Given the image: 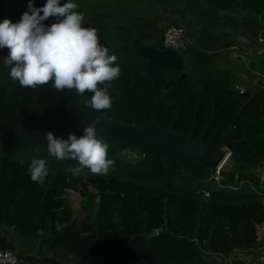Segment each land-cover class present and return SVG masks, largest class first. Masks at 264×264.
I'll return each mask as SVG.
<instances>
[{"label": "trees", "instance_id": "16d2710c", "mask_svg": "<svg viewBox=\"0 0 264 264\" xmlns=\"http://www.w3.org/2000/svg\"><path fill=\"white\" fill-rule=\"evenodd\" d=\"M166 4L179 14L189 42L181 50L186 76L179 78L180 71L171 66L162 72V87L173 91L160 106L158 122L227 147L239 166L222 170V179L215 181L187 161L176 159L172 166L158 148L134 147L142 155L122 159L116 154L119 147L112 149L107 139L108 158L115 161L108 174L85 169L74 176L66 168L77 162L51 156L46 135L36 133L24 148L9 152L0 141V224L15 232L19 264L57 263L67 254L107 264H222L202 255L200 248L226 257L229 251L259 247L256 226L264 224V189L251 166L264 160V87L238 91L231 69L216 58L235 41L230 31L258 34L264 0H79L83 27L98 30L109 44V55L117 57L113 66L121 69L108 85L112 106L104 112L127 122L150 116L155 92L138 48L164 47L160 21ZM27 5L28 0H7L0 6V22H19ZM252 47L248 66L264 75V50ZM9 54L10 49H0V116L12 120L21 133L28 118L46 121L64 115L73 92L57 91L52 82L22 87L3 64ZM92 95H80L84 115L93 110L84 104ZM55 136L68 138L65 131ZM34 157L48 163L42 185L28 172ZM69 189L82 196L78 215L65 195ZM204 189L209 190L206 196ZM152 230L150 236L139 235ZM229 264L264 262L255 253L251 260L232 257Z\"/></svg>", "mask_w": 264, "mask_h": 264}, {"label": "clouds", "instance_id": "9594fccd", "mask_svg": "<svg viewBox=\"0 0 264 264\" xmlns=\"http://www.w3.org/2000/svg\"><path fill=\"white\" fill-rule=\"evenodd\" d=\"M77 9L73 0L63 4L61 0H47L42 7L28 0L19 22L8 18L0 22V49H10V54L2 58L3 64L22 87L36 88L52 82L60 92H91V99L84 100V104L96 112L106 111L112 106L108 85L120 76L121 69L113 66L117 57L109 55L98 30L83 27L85 13ZM49 18H55V22L46 25L44 21ZM103 120L97 116L85 124L82 135L70 133L67 139L48 132L45 138L49 154L58 160L76 161V166L66 168L74 176L85 169L107 175L115 161L108 158L107 138L99 134ZM28 172L32 181L42 185L49 175L47 161L34 157Z\"/></svg>", "mask_w": 264, "mask_h": 264}, {"label": "water", "instance_id": "95a60500", "mask_svg": "<svg viewBox=\"0 0 264 264\" xmlns=\"http://www.w3.org/2000/svg\"><path fill=\"white\" fill-rule=\"evenodd\" d=\"M100 42L110 50L104 38L100 37ZM138 53L145 58L142 67L148 74L155 92L151 114L142 122L136 119L127 122L121 118L109 116L104 111L92 110L84 115L83 107L79 103L80 95L72 90L73 97L67 103L64 115L55 114L46 121L28 118L22 124L21 133L15 132V123L12 120L0 116L2 149L9 152L14 148H24L33 140L36 133L45 136L48 132L58 135L65 131L68 137L70 133L83 132L86 123L95 120L97 116H102L104 120L98 126L99 134L110 140L112 149L124 143L137 148H158L168 154L172 166L176 159L187 161L202 167L204 176L209 178L211 169L227 156V147L211 142L206 143L200 136L195 137L193 132L184 134L174 129L173 125L164 128L158 122L160 106L168 101L167 96L173 91L172 86L164 88L161 85L163 70L171 66L180 71L179 78L186 76L181 51L174 47L159 48L151 44H143L139 46ZM252 171L258 175L264 174V160L259 161ZM154 233L155 230L149 233L142 231L139 235L150 236ZM14 247L12 241L5 234L0 233V249Z\"/></svg>", "mask_w": 264, "mask_h": 264}, {"label": "rangeland", "instance_id": "374dc122", "mask_svg": "<svg viewBox=\"0 0 264 264\" xmlns=\"http://www.w3.org/2000/svg\"><path fill=\"white\" fill-rule=\"evenodd\" d=\"M6 0H0V6L5 4ZM45 3L47 2V0H44ZM67 2V0H61V3H65ZM73 2H75L76 4H79V0H73ZM88 4V3H87ZM165 12L163 13V19H161L160 23L164 26L165 24L169 23V22H178V23H182L180 21V17L179 14H177L175 11H173V9L171 8V6L169 4H166L165 7ZM53 21H55V18H51ZM246 41H243L241 39H239V35L235 37V41L233 42L234 45L237 46L236 48H231V49H226L224 50V58L222 57V59H218L220 60V62L222 60H227L229 59V57H227L229 54L231 53V50H235L238 51L239 53H243L244 50L246 49V47H248V44L250 43L252 46L257 45V43L255 42L254 37H246L245 38ZM242 44V45H241ZM241 45V46H240ZM250 46V47H252ZM260 46H263V44H260ZM238 49H242V51L238 50ZM181 51V50H180ZM247 51V50H245ZM260 47L257 45V52H260ZM247 57L249 58V55H247ZM237 58V57H236ZM248 58H246V60H248ZM183 59V58H182ZM254 75H261L260 73L254 74ZM259 78V77H258ZM262 80L260 79V81L264 84V75L261 76ZM117 156L120 158H124V159H135L139 156L142 155V153L140 152L139 149L134 148L132 146H120L116 152ZM239 166V164L237 162H235L233 160V158L231 157V155H229L227 157V160L223 163L220 171L222 174V170H236L237 167ZM251 168H254V166H251ZM260 181L259 184L260 186H262V188L264 189V175H260ZM222 177L219 178V180ZM90 188L95 191L96 188L94 185H90ZM66 197L69 199V203L71 208L73 209V213L74 215H78L79 214V203L80 200L82 198V196L78 193V191L73 190V189H69L68 191H66ZM0 231H3L4 233H6L8 236L9 235H15V232L12 228L5 226V225H1L0 224ZM256 233H257V239L259 242V247H252V249L250 251H245V250H233L229 251V255L227 257L222 256L221 254L218 253H210L207 252V250H203L200 248V252L202 253V255L204 256H208V257H215L217 259H219L222 264H229L230 260L232 257H241L244 258L245 260H251L254 257V254L256 253V255L258 254V258H259V262H264V224H259L258 226H256ZM16 238V236H15Z\"/></svg>", "mask_w": 264, "mask_h": 264}, {"label": "crops", "instance_id": "0c3cea01", "mask_svg": "<svg viewBox=\"0 0 264 264\" xmlns=\"http://www.w3.org/2000/svg\"><path fill=\"white\" fill-rule=\"evenodd\" d=\"M6 3H7V0L5 1L4 5H6ZM4 5H1V6H4ZM259 16H261V18L264 20V12L259 14ZM230 32H231V34L234 37H236V35L237 36L239 35V39H241L243 41H246L245 38L247 36L239 34V33L235 32V31H230ZM250 46H251V44L249 43L248 47H246V49H245L247 51L244 50V52H243L242 49H238V50L243 52L241 54L244 56V60H242L239 56L236 55V53L238 51L231 50L232 54H229L227 56V57H229V59H227V60L224 59V60H222L220 62V60L224 56L223 55L224 54L223 53L224 50L231 49V48H236L237 49V46L232 44L229 47L221 49L220 54L216 58V62H217V64H219L221 66L229 67L231 69L232 80L239 82L240 84H242L245 87V89H249V90L252 91L253 89H256L258 87H264V84L260 81V79L262 80V78H261V76H263L262 73L258 72L257 70L251 69L248 66V60L250 59V57L253 54L252 53L253 51L251 49L253 47H250ZM247 55H249V58L247 57ZM246 58H248V60H246ZM218 59H220V60H218ZM257 73H260L261 75H254V74H257ZM1 225H3V224H1ZM10 228H12V227H10ZM0 233L5 234L7 236V238L12 241V244L16 245L15 235H9L8 236L3 231H0ZM210 253H212V252H210ZM89 263H92V264H107V263L92 262L91 259H89V258H77V257H75L72 254H67V256L64 259L58 261L57 263H46V264H89Z\"/></svg>", "mask_w": 264, "mask_h": 264}, {"label": "built area", "instance_id": "2783aa9c", "mask_svg": "<svg viewBox=\"0 0 264 264\" xmlns=\"http://www.w3.org/2000/svg\"><path fill=\"white\" fill-rule=\"evenodd\" d=\"M254 39L257 45L260 47V50H264V25L261 27L260 31L254 37ZM188 42L189 38L187 35V29L183 23L169 22L164 25L162 32V43L164 47H174L179 50H182L186 47ZM260 44H263V46H260ZM236 55L239 56L242 60H244V56L241 53L237 52ZM232 85L235 89L240 92L245 90V87L237 81H233ZM229 155L230 150L228 149L227 156L220 162V164L211 169L209 178H213L215 181H219V178L223 176V174H221L220 169ZM262 174L263 173L259 174V176ZM202 194L205 196L208 195L209 190H202ZM0 264H19V256L15 248L0 249Z\"/></svg>", "mask_w": 264, "mask_h": 264}]
</instances>
